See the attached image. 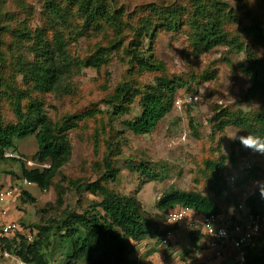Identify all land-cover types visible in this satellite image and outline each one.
I'll use <instances>...</instances> for the list:
<instances>
[{"label": "rangeland", "instance_id": "obj_1", "mask_svg": "<svg viewBox=\"0 0 264 264\" xmlns=\"http://www.w3.org/2000/svg\"><path fill=\"white\" fill-rule=\"evenodd\" d=\"M192 1L94 0L93 6L101 4L117 18V22L108 24L100 18H87L77 0H0V124L5 127L18 122L13 106L23 95L27 96L21 100L24 108L31 101L41 102L56 125L85 112H101L93 119L79 122L67 133L71 157L50 188H27L25 191L35 201L27 197L17 204L23 225L53 229L45 250L51 264L67 262L68 244L63 242L67 229L62 224L72 221L74 215L96 208L102 201L99 194L86 191L88 184L100 182L108 192L136 198L141 203L150 234L141 247H135L129 264H210L207 252H194L188 245L174 248V243L169 248L157 246L158 238L154 235L166 227L168 213L158 208L164 194L172 190L208 191L211 174L205 166L207 162L224 159L225 176L233 175L243 184L239 194H244V199L254 195L261 197L259 189L264 185L257 182L264 181V156L239 144L237 137L248 134L245 130L229 127L217 132L212 122L218 107L232 113L243 112L246 116L263 110L264 104L259 98L243 102L252 87L244 71L249 64L247 54L236 48L217 47L200 55L193 48L194 30L188 25L178 31L156 28L152 37H140L141 20L150 16L156 26L161 24L152 13V7L160 13L182 7L187 12L184 20L190 22L194 11ZM204 1L209 9L214 8L215 0ZM219 1L224 4L225 12L231 13L224 21L229 39L250 47L253 58L264 65V47L256 44L246 32L251 26L247 13L259 17L264 26V0ZM51 2L62 9L64 20L54 19L48 9ZM56 35L63 39L72 60L84 61L100 49H110L109 63L99 70L75 67L59 93H39L25 81L27 66L38 60V38L48 49L54 50ZM134 40L137 43L140 40L142 52H150L165 69L140 72L127 54L130 46L134 48ZM160 78L180 80L187 88L177 89L174 109L155 131L136 136L125 127V122L141 114L140 98L130 106L129 114L121 116L115 115L107 99L125 83L144 91L155 86ZM188 89H192V93ZM196 96L198 101L190 103V97ZM178 101H183L181 107ZM16 144L19 149L10 151L15 157L32 158L38 149L35 136L17 140ZM105 159L112 160L118 171L114 182L100 181L107 171ZM0 175L20 176L21 163L0 161ZM219 204L224 213L231 207H227L223 199ZM205 243L206 239L202 244ZM4 262L8 263L0 259V264Z\"/></svg>", "mask_w": 264, "mask_h": 264}, {"label": "trees", "instance_id": "obj_2", "mask_svg": "<svg viewBox=\"0 0 264 264\" xmlns=\"http://www.w3.org/2000/svg\"><path fill=\"white\" fill-rule=\"evenodd\" d=\"M237 1L241 3L242 0ZM52 2L48 4V9L54 19L64 20L62 9ZM77 3L81 12L87 15L90 20L100 18L108 24L113 21L117 22V18L111 16L101 4L93 6L94 0H77ZM192 4L194 11L191 14L190 22L184 20L187 12L182 7L166 10L165 13H160L152 7V13L159 18L161 24L156 26L150 16L146 20H141L138 24L140 37H152L156 28L178 31L188 25L194 30L193 48L200 55L217 47L236 48L244 51L249 63L244 71L250 77L252 87L244 95L243 102L250 103L259 98L264 104V65L253 58L250 47H245L237 40L229 39L224 31V21L231 13L225 12L224 4L219 0H215L212 10L206 6L204 0H193ZM247 17L251 22V26L246 29L247 34L254 39L256 44L264 47L263 21L252 13H247ZM55 41L56 49L51 50L43 44L41 38H38L39 46L36 47L38 60L27 66L25 81L30 83L36 92L59 93L73 68L99 70L109 63L110 49H100L84 61H74L67 54L64 41L59 35H56ZM132 45L134 48L130 46L127 54L140 72H160L165 69L150 52H142L140 40L138 43L134 40ZM206 78L204 77L203 80L207 81ZM184 86L187 88L180 80L176 82V80L160 78L155 86H149L144 91H139L125 83L115 89L114 94L107 99V104L114 108L115 115L121 116L129 114L130 106L136 98H140L141 114L133 120L125 122V127L136 136L149 135L172 112L176 102V91ZM187 91L192 93L193 90L188 89ZM22 99H27V96H20L19 103L13 106L18 122L5 127L0 124V161L12 160L21 163V175L11 176L13 181L27 179L39 189L47 190L71 157V144L67 133L75 129L79 122L93 119L101 112L96 110L85 112L80 116L65 119L61 125H56L48 117L41 102L31 101L24 108L21 104ZM214 111L216 115L212 122L217 132H223L225 129L233 127L245 130L248 134L264 137V106L263 110L253 116H246L243 112L232 113L220 107ZM31 136L36 138L38 150L29 160L47 164L49 168L29 170L23 159L5 157L11 150H17V140L27 139ZM105 165L107 171L100 181L114 182L118 171L110 159H105ZM205 166L211 174L210 186L206 193L172 190L164 194L158 203V208L166 214L174 209L188 208L201 216L221 215L224 214V210L222 211L220 208V200L227 201V207L243 200L251 214L260 217L264 228V200L258 195L244 199V194H239V188L243 184L239 182L238 178L235 188H230L228 178L233 175L225 176L227 165L224 159L219 162H207ZM86 191L92 195L99 194L102 201L97 204L96 208L93 207L92 210L83 214L74 215L72 221L62 224L67 229V233L63 236V242L68 244L69 250L66 264L80 262L129 264L137 244L150 234L146 228L147 219L141 203L136 198L122 197L108 192L100 185V182L88 184ZM27 197L31 198L28 192L24 191L21 200L26 201ZM31 200L35 201L33 198ZM24 226L36 232L35 241L28 244L21 237L19 241L14 239L12 242H8L7 249L24 264H51L46 257L45 250L49 246L50 234L53 229L51 227ZM165 230L166 227L154 233L158 238L157 246L161 244L160 237L165 233ZM204 238L205 236L199 230L189 232L188 239L194 252L202 251ZM247 264H264L263 231L248 248Z\"/></svg>", "mask_w": 264, "mask_h": 264}, {"label": "built area", "instance_id": "obj_3", "mask_svg": "<svg viewBox=\"0 0 264 264\" xmlns=\"http://www.w3.org/2000/svg\"><path fill=\"white\" fill-rule=\"evenodd\" d=\"M198 97H190V103H196ZM183 101H178L181 107ZM5 157H13L7 153ZM29 170L49 168L47 164H39L33 160L25 161ZM236 178H228V185L235 188ZM33 184L27 179L14 181L8 185L0 182V258L18 259L7 249L8 242L21 237L28 244L35 241L36 232L25 227L14 218L17 204L23 192ZM166 230L160 237L161 246L168 247L179 232L201 231L206 243L203 248L208 253V261H220L226 264H247L248 248L250 244L262 234L263 227L259 216L251 214L243 200L232 205L227 214L201 216L197 212L185 209L169 211L165 221ZM209 226L213 232H209ZM223 230V234H221ZM203 240V241H204ZM19 264H24L18 259Z\"/></svg>", "mask_w": 264, "mask_h": 264}, {"label": "clouds", "instance_id": "obj_4", "mask_svg": "<svg viewBox=\"0 0 264 264\" xmlns=\"http://www.w3.org/2000/svg\"><path fill=\"white\" fill-rule=\"evenodd\" d=\"M239 144L245 148V149H249L254 153H258L262 156H264V137L258 136V135H254V134H246V135H240L237 137ZM11 153V152H8ZM13 155V157H6V158H17V159H23L24 161L29 160V159H25V158H21V157H15V155L13 153H11ZM258 185H264V181H258L257 182ZM34 186V185H33ZM260 191V195L262 198H264V187H260L259 189ZM227 214V213H224ZM209 232L212 233L213 229L211 226H209ZM221 234H223V230L221 232ZM172 245L165 247V248H169ZM14 257H16L14 254H12Z\"/></svg>", "mask_w": 264, "mask_h": 264}, {"label": "crops", "instance_id": "obj_5", "mask_svg": "<svg viewBox=\"0 0 264 264\" xmlns=\"http://www.w3.org/2000/svg\"><path fill=\"white\" fill-rule=\"evenodd\" d=\"M18 149H19V147H18ZM38 150V149H37ZM35 154V153H34ZM33 154V155H34ZM22 156H25V155H23V154H21ZM32 155V156H33ZM26 157H28V156H26ZM12 181H13V179H12V177L11 176H8V177H4V176H2V175H0V182L1 183H4V184H6V185H8V184H10V183H12ZM18 207V206H17ZM16 207V208H17ZM18 212V211H17ZM14 216V218L16 217L18 220H19V222H21V219H20V216H19V214L18 213H16V214H14L13 215ZM15 218V219H16ZM188 232H184V231H182V232H179L177 235H176V238L173 240V243H174V245H173V247L175 248L176 246L178 247V248H181L182 246V248H184L185 246H187L188 245V247L189 246H191V244H190V242H189V239H188ZM184 241H185V243H184ZM141 244H142V242H140L139 244H137V247L139 246V247H141ZM185 244V245H184ZM204 252H206L205 251V249L203 248L202 249ZM0 259H2V261H6V262H8V263H5L4 262V264H19V262H18V259H13V258H11V259H3V258H0ZM210 264H226V263H222V262H220V261H210Z\"/></svg>", "mask_w": 264, "mask_h": 264}]
</instances>
